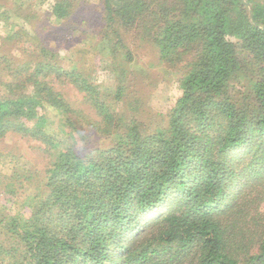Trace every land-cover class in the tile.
<instances>
[{
  "label": "trees",
  "instance_id": "1",
  "mask_svg": "<svg viewBox=\"0 0 264 264\" xmlns=\"http://www.w3.org/2000/svg\"><path fill=\"white\" fill-rule=\"evenodd\" d=\"M80 1H49L48 14L67 20ZM102 7L115 41L101 58L151 44L175 72V105L146 126L140 99L116 113L55 50H0V140L35 144L45 168L35 176L0 148V264H264V0ZM125 68L117 100L136 82Z\"/></svg>",
  "mask_w": 264,
  "mask_h": 264
},
{
  "label": "rangeland",
  "instance_id": "2",
  "mask_svg": "<svg viewBox=\"0 0 264 264\" xmlns=\"http://www.w3.org/2000/svg\"><path fill=\"white\" fill-rule=\"evenodd\" d=\"M49 1L52 0H0L1 51L6 53L9 50L14 52L13 57L26 59L31 53H37L44 45L55 50L59 61L66 67L91 75L104 99L116 113L127 110L132 101H137V106L140 108L138 101L141 100V108L135 115L144 125L151 126L168 116L176 102L178 82L175 79V72H167L157 50L151 44L143 43L140 47L141 43L137 45L135 41L132 58L125 55L124 48L118 47L117 53H114L112 48V61L108 60L109 57L102 59L98 48L108 47L115 41L112 37L109 40L104 39L106 25L103 20L102 0L80 1L75 14L60 22L51 19L48 14ZM8 37L14 40H9ZM93 46L97 47L95 53L91 49ZM127 64L129 67L126 71L127 80L130 77L133 79L136 75V82L133 83L132 80V85L121 83V97L124 96V99L117 100L116 81L122 77L123 69H126ZM137 68L144 70L149 77L144 78L143 72L139 74ZM65 93L70 100L74 101L78 98V102L80 101L79 94L72 87H67ZM2 95L0 90V97ZM77 140L79 147H82L79 138ZM98 141L93 138L88 146L90 143L105 144ZM0 148L5 153L13 152L17 157L13 162L14 165L26 171H34L35 176L37 174L40 176L41 173L43 175L44 159L35 144L21 137L9 136L0 140ZM4 164L7 167L6 172L9 173L13 166L7 162ZM24 191L27 194L29 189L26 188Z\"/></svg>",
  "mask_w": 264,
  "mask_h": 264
}]
</instances>
